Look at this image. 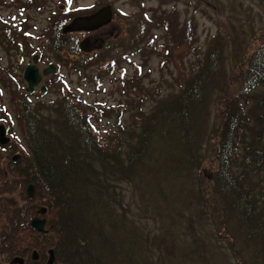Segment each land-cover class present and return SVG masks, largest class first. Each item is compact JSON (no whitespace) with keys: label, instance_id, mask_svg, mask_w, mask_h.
I'll list each match as a JSON object with an SVG mask.
<instances>
[{"label":"trees","instance_id":"obj_1","mask_svg":"<svg viewBox=\"0 0 264 264\" xmlns=\"http://www.w3.org/2000/svg\"><path fill=\"white\" fill-rule=\"evenodd\" d=\"M63 1L68 2L67 8L63 17L49 26L50 40L55 50L76 53L78 39L62 30L75 18L70 15L75 11L68 7L69 0ZM131 35L129 31L127 40ZM220 58L219 48L209 49L182 89L165 95L152 112L139 118L138 128L130 131V140L124 144L106 141L71 103L58 107L55 117L29 118L25 126L27 155L22 152L20 163L7 161L6 173L0 169V196L6 195L0 199V261L10 264L13 257H22L24 264H48L52 249L53 264H153L154 246L165 245L172 252L169 264L191 262L188 248L183 253L177 239L172 240V247L166 245V237L173 234L165 233L156 243L136 225L124 201L123 184L131 185L140 199L148 195L153 214L161 215L151 192L166 194L161 191L169 187L172 197L174 189L183 184L181 180L193 170L199 171L205 162L200 138L204 124L210 121L213 94L220 121L218 126L212 123L205 145L213 174L207 178L209 186L201 182L194 196L204 200L205 191L223 209L220 213L227 224L235 223L244 244L252 242L264 251V181L261 185L256 179L249 180L257 170L264 178V95L255 104L261 113L256 114L254 126L260 128L254 129L253 138L246 142L244 128L251 127L241 119L243 108L233 101L243 91L264 90V39L249 55H243L238 66L239 94L226 96L230 85L224 87L221 79ZM7 148L1 150L0 146V161ZM29 185L32 196L28 195ZM170 204L169 200L168 208ZM42 207L48 216L47 233L30 226ZM224 220L220 219L222 224ZM33 251L39 256L36 261L32 260ZM261 255L251 257V263L264 264V253ZM237 259L242 264L240 257Z\"/></svg>","mask_w":264,"mask_h":264},{"label":"rangeland","instance_id":"obj_2","mask_svg":"<svg viewBox=\"0 0 264 264\" xmlns=\"http://www.w3.org/2000/svg\"><path fill=\"white\" fill-rule=\"evenodd\" d=\"M67 3L0 0V103L13 116L15 124L5 133L8 137L14 135L8 145H17L14 153L21 154L20 157L28 153L26 128L18 106L26 99L25 94L30 96L29 109L37 111V119L55 117L58 107L71 103L106 141L114 139L113 144H124L130 140V131L138 128V119L152 112L165 95L179 92L213 46L220 49L224 87L230 85L226 96L239 94L236 75L243 55H249L264 39V0H72L68 7L75 12L70 15L78 17L72 26L86 28L69 31L81 47L72 56L67 49L55 50L49 35V26L63 17ZM129 31L132 35L127 40ZM34 54L40 56L37 63L40 70L54 65V73L43 77L45 93L39 86L31 94L24 91L23 69L32 62ZM242 93L233 101L236 107L243 108L241 119L251 127L244 128L243 142H246L253 138L251 132L260 128L254 126L256 114L261 113L255 104L264 90L257 88ZM215 96L208 108L210 121L204 124L200 138L205 153L201 169H191V176L181 180L183 184L174 189L172 197L169 187L161 191L166 194L151 192L161 215L153 214L148 195L140 199L126 183L124 201L130 217L153 242L159 243L165 233L173 234L166 237L167 246L172 247V240L177 239L183 253L188 248L191 262L187 264H239L237 256L242 264H252L251 257L262 256V248L252 242L245 245L235 223L227 224L220 213L223 209L205 191L204 200H196L194 196L201 182L209 186L207 178L213 174L207 140L212 123L218 126L220 121ZM260 118L263 120V116ZM211 147L212 144L208 149ZM7 161L8 158L4 164ZM254 179L263 184L264 178L258 170L249 180ZM13 199L18 202L17 197ZM169 200L173 209L168 208ZM164 213H170L168 220H164ZM154 248L153 264L172 261V252L165 245ZM0 264L4 263L0 261Z\"/></svg>","mask_w":264,"mask_h":264},{"label":"water","instance_id":"obj_3","mask_svg":"<svg viewBox=\"0 0 264 264\" xmlns=\"http://www.w3.org/2000/svg\"><path fill=\"white\" fill-rule=\"evenodd\" d=\"M77 19V18H76ZM74 19L73 22H71L67 27H65L64 31H69V30H79V29H86V28H79V29H75L73 28V23L76 20ZM82 45V44H81ZM83 50H86L85 48L82 47ZM38 60L37 55H34L32 58V63L27 65L24 69V73H23V79L26 82V88L25 90L28 92L33 91L34 87L37 86L42 78L40 76L39 70L36 67V62ZM54 71V66L53 65H49V67L47 69H45L43 71L44 75H47L49 73H52ZM42 90H45V87L42 86L41 87ZM9 141V138H7L5 136V131L3 129V126H0V143L5 144ZM28 192L29 195H32V187L28 186ZM39 214H44L45 213V209L41 208L37 211ZM45 224H46V219L45 218H38V217H34L31 221H30V225L35 228L38 232H46L45 230ZM34 260L37 259V254L36 252H33V257ZM48 264H52L53 263V254H52V250H49V258H48ZM12 264H22L23 263V259L20 257H14L11 260Z\"/></svg>","mask_w":264,"mask_h":264},{"label":"flooded vegetation","instance_id":"obj_4","mask_svg":"<svg viewBox=\"0 0 264 264\" xmlns=\"http://www.w3.org/2000/svg\"><path fill=\"white\" fill-rule=\"evenodd\" d=\"M39 59H40V56L38 55V61H39ZM47 67H45V68H43L42 70H44V69H46ZM42 70H40V72L42 73ZM46 87V86H45ZM37 88V87H36ZM35 88V89H36ZM39 88V90L41 91V92H46V90L45 91H42L41 90V88L40 87H38ZM34 89V90H35ZM47 89V88H46ZM34 90L32 91V92H28V93H33L34 92ZM24 91H25V87H24ZM1 92H2V87H0V94H1ZM25 97H26V99L24 98L23 99V101H22V104L20 105V104H18V106H19V117H20V119H21V121H23V124H24V128H25V126H26V122H27V120L29 119V117H33V119H35L36 118V116H35V114L37 113V111H35V110H30L29 109V107H30V104H28V101H29V103L31 102V99H30V96L29 95H27V94H25ZM0 115H1V118H0V125L2 124V125H4V128H5V130H6V132H7V129L9 128V126L10 125H14L15 124V122H14V119H13V116H12V114L8 111V110H5L4 109V104H2V103H0ZM9 137L10 138H13L14 137V135H9ZM8 145V144H7ZM7 145H2V144H0V146H1V150H4V148L7 146ZM13 146V147H12ZM12 146H7L8 148H7V150H8V152H4V154L2 155V159H1V161H0V169H1V171H3L4 173H6V171H7V166H6V164H4V160L6 159V158H8V157H6L8 154H10V158H8V161H10L12 164H16V162H21V154H16V153H14L15 152V149H16V147H17V145H14V143H13V145ZM14 146H16V147H14ZM4 147V148H3ZM6 150V149H5ZM12 150H14V151H12ZM7 154V155H6Z\"/></svg>","mask_w":264,"mask_h":264},{"label":"snow or ice","instance_id":"obj_5","mask_svg":"<svg viewBox=\"0 0 264 264\" xmlns=\"http://www.w3.org/2000/svg\"><path fill=\"white\" fill-rule=\"evenodd\" d=\"M69 3H71V0H69Z\"/></svg>","mask_w":264,"mask_h":264},{"label":"bare ground","instance_id":"obj_6","mask_svg":"<svg viewBox=\"0 0 264 264\" xmlns=\"http://www.w3.org/2000/svg\"><path fill=\"white\" fill-rule=\"evenodd\" d=\"M12 151H14V150H12Z\"/></svg>","mask_w":264,"mask_h":264}]
</instances>
